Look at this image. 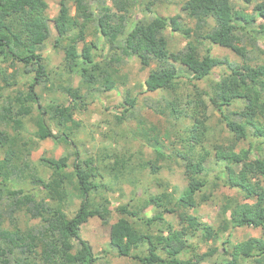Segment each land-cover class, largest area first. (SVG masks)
<instances>
[{
    "label": "trees",
    "instance_id": "trees-1",
    "mask_svg": "<svg viewBox=\"0 0 264 264\" xmlns=\"http://www.w3.org/2000/svg\"><path fill=\"white\" fill-rule=\"evenodd\" d=\"M73 2L75 15L67 1L62 0L60 11L53 20L58 42H67L64 68L68 74L81 75L87 87L100 79L104 82L113 80L114 76L95 61L94 44L79 50L82 37L94 21L110 49L121 50L123 56L139 58L144 67H149L152 62L151 37L155 55L161 61L146 79V90L170 95L168 99L162 98L165 107L159 112L176 122H189L175 142L171 141L170 150L156 148L155 158L140 164L141 169H149L153 175L158 174L167 162L176 161L184 168L185 192L179 196L168 191L151 195L159 212L151 219L143 218L149 225L158 221L166 224V230L158 234L141 232L123 218L120 228L111 233L110 248L119 257H133L134 252L146 247L143 255H135L141 264H201L218 249L185 258L192 249L190 238L201 234L205 240L217 241L233 229L252 228L260 229L263 235L238 243L225 241L226 264H264V155L254 153L255 144L264 145V64L255 63L244 45L245 39L252 45L259 39L264 40V0H185L183 5L182 10L196 22V37L202 35L208 19L213 18L216 26L208 34L209 40L215 46L232 51L241 62L229 57H214L209 51L201 54L196 42L191 40L194 30L184 26L180 15L156 16L147 24H135L129 30L132 0H113L117 12L103 6L97 20L86 0ZM155 2H148L146 10L151 12ZM248 7L253 9L252 12ZM47 9L44 0H0V64L7 63L13 68L22 66L25 74L32 76L26 93L5 98L3 91L15 86L17 81L12 83L10 80H15V75H7L0 65V101L5 103L0 113V264H97L92 246L81 238L80 231L91 218L108 220L111 214L109 199L95 201L93 195L108 191L110 187L103 182L104 176L93 166L92 159L83 162L77 159L72 168L63 162L50 179L45 180L32 167L28 158L30 149L19 133L11 135L1 130L2 125L12 126L16 131L23 129L24 119L32 116L37 108L40 116L36 122V138L40 141L59 138L74 146L65 129H71L70 124L79 126L74 114L78 102L83 100L80 89L64 87L71 103H52L46 107L37 92L38 86L52 82L42 55L51 35ZM167 30L182 33L189 39L183 50L169 49L164 35ZM114 61L122 62L121 58ZM177 65L184 67L189 76H183ZM217 69L223 72L221 79L213 82L210 90H203L200 83ZM210 103L223 114V123L231 135L229 140L214 146V154L204 145L211 133L208 124ZM124 104L127 106L125 112L129 113L136 108L137 100L127 94ZM234 107L236 109L232 110ZM125 118L124 113L118 120ZM48 120L61 132L59 137ZM150 131L154 133L152 138L148 137L149 131L144 130L147 140L163 144L157 128L152 127ZM166 136L170 138L172 133L168 132ZM249 140V148H239L241 142ZM210 160L219 167L213 180L208 167ZM130 166L129 160L116 156L110 171L116 178L125 177L133 169ZM27 180L35 192L20 186V181ZM221 187L237 194L223 197L222 223L214 228L192 211L209 202L213 191ZM2 193L7 194L8 202H4ZM40 194L44 197L39 198ZM75 199L80 200V205L74 211L71 204ZM2 211L10 214L11 219L24 212L30 222L36 223L28 222L20 227L13 222L7 228L1 221ZM119 211L124 216H139L138 211H131L128 206ZM165 214L176 216L179 228L166 222Z\"/></svg>",
    "mask_w": 264,
    "mask_h": 264
},
{
    "label": "rangeland",
    "instance_id": "rangeland-1",
    "mask_svg": "<svg viewBox=\"0 0 264 264\" xmlns=\"http://www.w3.org/2000/svg\"><path fill=\"white\" fill-rule=\"evenodd\" d=\"M47 5V15L50 19L49 25L51 35L45 42L42 50V55L45 59L44 63L46 70L50 73L51 83L42 84L37 87V92L40 96L41 103L44 107L54 103L69 105L71 98L63 90L64 87L79 88L83 97L82 101L78 102L77 109L74 114V119L79 124L78 127L65 129L69 134L74 146L56 139H47L40 141L36 138L37 132L36 122L40 116L37 108L34 109L33 115L24 119V128L16 131L12 126L2 125L1 130L7 131L11 135L19 133L21 140L28 144L30 149L31 165L37 170L39 176L45 180H49L53 171L66 162L71 168L74 162H83L87 159H92L93 166L98 169V172L104 176L103 182L110 187L108 191H100L93 195L95 201H100L102 198H107L110 201L111 214L106 222L99 217L91 218L85 225L82 226L80 235L83 240L89 242L92 246L96 257L97 264H141L135 255H143L146 252V247L141 248L137 253H133V257H119L117 253L110 248V236L114 230L121 226L123 218L128 219L139 231L151 234H158L160 231L166 230V224L155 222L146 224L144 219L153 218L159 210L151 200V195H159L168 191L174 193L175 196L185 192L187 182L184 176V168L181 163L176 161L167 162L164 168L156 175H153L149 169H141L140 164L151 161L155 158L154 150L162 147L164 151L171 149V141L175 142L181 132L185 130L187 123L176 122L174 119L159 111L164 110L165 102L163 97L169 98L166 93H150L147 92L145 81L150 72L154 70L160 63V58L155 55V45L151 37L150 51L152 62L149 67H144L139 58L123 56L121 50H112L105 39L98 33L97 22L94 21L87 29L86 35L82 37L79 43V50L82 51L85 45L94 44L92 54L95 61L112 74L111 82H104L100 79L92 87H87L83 83V78L79 74L70 75L64 68L65 47L66 41L58 42L59 37L55 29L53 20L60 11L62 0H44ZM72 10V14H76V7L73 0H66ZM90 9L94 12L96 20L99 18L100 10L103 6H107L117 12L113 0H86ZM152 0H132V8L128 14V28L131 30L135 24L146 23L151 21L156 16L172 17L180 15L182 23L185 27L191 28L192 41L196 42L201 54L209 53L214 57H229L232 61L241 62V60L232 51L215 46L208 38V34L216 26L213 18L208 19V24L204 28L200 37L195 36L196 22L182 10L185 0H156L154 6L151 7V12L147 11V3ZM252 12V8L248 7ZM167 38L168 46L171 51L178 52L183 50L189 39L182 33H175L167 30L164 32ZM244 45L248 50V54L254 58V62L264 64V40L259 39L256 45H252L249 40L244 41ZM121 58L120 63L114 60ZM2 71L7 75H15L16 79L10 81L17 84L12 88H7L3 91L5 98H14L19 92L26 93L32 76L25 74L22 66L15 68L9 67V64H0ZM183 76H189V73L181 65H177ZM16 70H18L17 73ZM1 71V70H0ZM222 70H215L213 74L204 82L200 83L203 90H210V85L213 82L219 81L222 77ZM1 78V77H0ZM185 80V79H183ZM4 85V83H1ZM187 90L184 89V94ZM129 94L137 100L136 108L131 112H125V97ZM4 101H0V113ZM73 104V103H72ZM236 109L235 107L232 110ZM126 114L123 121L118 118ZM47 118V117H46ZM48 124L53 129L57 137L60 135L59 129L48 120ZM209 127L211 133L208 141L204 144L207 150L214 154V146L219 143H224L231 138V135L225 128L223 123V114L214 105H209ZM156 127L161 134L163 144H156L154 141L149 142L145 136L144 130L149 131L148 137L152 138L154 133L150 130ZM181 131V132H180ZM171 132L172 136L167 138L166 133ZM251 141H243L239 148H249ZM258 147L260 150L258 151ZM78 153V155L76 154ZM254 153L264 155V145L255 144ZM129 160L131 164L130 172L126 176L115 177L114 172L110 168L114 165L115 157ZM2 158V157H1ZM210 167V176L212 180L218 174L219 167L215 166L213 160L208 163ZM127 173V172H126ZM0 182L2 178L0 177ZM20 186L33 191V186L27 181H20ZM18 186L17 183L14 184ZM10 186H12L10 184ZM14 187V186H12ZM1 188V186H0ZM214 195L209 202L200 204L193 214L198 216L202 222L218 228L222 223L221 205L224 196H234L236 191L227 188H218L213 191ZM4 202H8L7 194L2 193ZM209 194V192H208ZM44 194H40L39 198H43ZM7 205V204H6ZM80 205V200L75 199L71 204V210H76ZM128 206L131 211H138L139 216H124L120 213L121 207ZM7 209V207H4ZM3 214L4 226L10 228L13 222H16L20 227H24L25 223H36L29 221L24 216V212L14 215L11 219L10 214ZM144 218V219H143ZM166 222L172 223L176 228H179V222L176 216L165 214ZM15 220V221H14ZM263 232L259 229L239 228L229 231L226 235L220 237L217 241L205 240L201 234L190 238V249L185 255V258H193L195 255H203L210 253L212 249L217 248L218 252L213 256L207 257L201 264H226L228 258L223 254V245L226 242L238 243L245 241L251 237H261ZM226 241V242H225ZM77 245V244H76ZM144 251V252H142Z\"/></svg>",
    "mask_w": 264,
    "mask_h": 264
}]
</instances>
